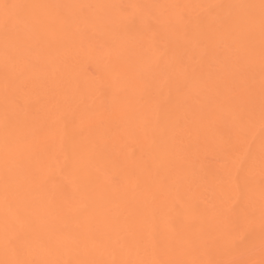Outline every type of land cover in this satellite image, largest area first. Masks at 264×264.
Instances as JSON below:
<instances>
[{
	"label": "bare ground",
	"instance_id": "1",
	"mask_svg": "<svg viewBox=\"0 0 264 264\" xmlns=\"http://www.w3.org/2000/svg\"><path fill=\"white\" fill-rule=\"evenodd\" d=\"M0 264H264V0H0Z\"/></svg>",
	"mask_w": 264,
	"mask_h": 264
}]
</instances>
